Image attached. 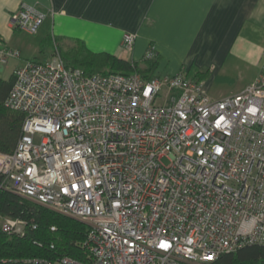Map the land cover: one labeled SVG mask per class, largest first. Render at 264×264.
Segmentation results:
<instances>
[{
  "label": "built area",
  "instance_id": "1",
  "mask_svg": "<svg viewBox=\"0 0 264 264\" xmlns=\"http://www.w3.org/2000/svg\"><path fill=\"white\" fill-rule=\"evenodd\" d=\"M45 18L22 4L10 22L34 35ZM135 38L125 34L123 47ZM20 56L0 47V65ZM14 78L5 105L26 116L14 151L0 152V188L88 226L87 262L30 263L212 264L264 245V70L214 99L183 70L87 74L55 45ZM25 226L6 217L2 229L24 235Z\"/></svg>",
  "mask_w": 264,
  "mask_h": 264
},
{
  "label": "crops",
  "instance_id": "2",
  "mask_svg": "<svg viewBox=\"0 0 264 264\" xmlns=\"http://www.w3.org/2000/svg\"><path fill=\"white\" fill-rule=\"evenodd\" d=\"M22 4L46 14L35 34L42 45L52 38L67 50L79 40L129 61H141L153 46L154 75L203 76L214 99L241 92L264 70V0H0V46L20 53L22 35L32 34L11 25L10 16ZM128 33L136 34L130 50L122 45Z\"/></svg>",
  "mask_w": 264,
  "mask_h": 264
},
{
  "label": "trees",
  "instance_id": "3",
  "mask_svg": "<svg viewBox=\"0 0 264 264\" xmlns=\"http://www.w3.org/2000/svg\"><path fill=\"white\" fill-rule=\"evenodd\" d=\"M48 40L53 46L56 45L52 38ZM56 46L67 66L80 68L87 74L140 73L149 79L158 65V53L154 58L144 56L141 61H129L111 53L90 51L79 40L67 50L59 44ZM194 78L201 81L203 76ZM14 79V74L8 80L0 78V152L3 153L14 151L22 135L26 116L24 112L5 105ZM2 181L3 176L0 174V184ZM6 217L24 220V235L4 232L2 222ZM87 231L88 226L83 221L0 188V263L50 262L63 255L87 262ZM212 264H264V245H247L224 253Z\"/></svg>",
  "mask_w": 264,
  "mask_h": 264
},
{
  "label": "rangeland",
  "instance_id": "4",
  "mask_svg": "<svg viewBox=\"0 0 264 264\" xmlns=\"http://www.w3.org/2000/svg\"><path fill=\"white\" fill-rule=\"evenodd\" d=\"M34 35H22V49L24 52L21 53L20 58L10 57L8 58L6 63L0 65V78L8 80L11 76H13L15 69L18 66L24 64L25 61L32 59L33 57H35L34 59L38 61H44L46 57L50 54V50L53 49L55 46H53L52 44L49 45L48 43H45L43 45L40 44L38 41V36ZM189 77L192 78L191 76ZM164 162L168 164L167 160H164Z\"/></svg>",
  "mask_w": 264,
  "mask_h": 264
},
{
  "label": "water",
  "instance_id": "5",
  "mask_svg": "<svg viewBox=\"0 0 264 264\" xmlns=\"http://www.w3.org/2000/svg\"><path fill=\"white\" fill-rule=\"evenodd\" d=\"M0 264H45V263L16 262V263H0Z\"/></svg>",
  "mask_w": 264,
  "mask_h": 264
}]
</instances>
